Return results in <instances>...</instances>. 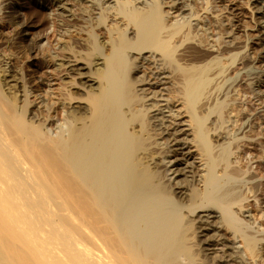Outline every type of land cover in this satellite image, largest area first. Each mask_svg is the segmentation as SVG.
Masks as SVG:
<instances>
[{
    "label": "bare ground",
    "instance_id": "obj_1",
    "mask_svg": "<svg viewBox=\"0 0 264 264\" xmlns=\"http://www.w3.org/2000/svg\"><path fill=\"white\" fill-rule=\"evenodd\" d=\"M65 1L53 5L69 11ZM82 1L97 6L106 50L91 30L84 54L72 51L55 61L59 87L51 103L29 100V90L17 100L8 85L16 81L10 75L4 84L0 80V264H248L247 256L258 262L262 235L250 209L264 218V201L249 184L264 180L247 181L248 195L235 196L231 185L222 194L214 151L235 122L222 123L217 111L226 128L204 125L192 104L203 78L192 69L203 64L195 65L187 51H181V62L174 57L178 47L202 45L205 15L199 21L184 0ZM254 1L264 59V0ZM223 40V46H234ZM210 43L207 50L218 53ZM249 59L245 55L233 68L239 79L227 92L208 91L200 112L214 101L230 115L235 103L228 94L244 84L254 85L253 100L264 99V89H258L264 81L256 76L264 75V65L249 72ZM217 71L210 75L218 85L231 74ZM257 123L264 139V109L249 114L240 133ZM157 147L169 157L162 158V167L156 166ZM233 159L224 179L239 174ZM244 159L253 168L259 158ZM180 176L189 179L188 186Z\"/></svg>",
    "mask_w": 264,
    "mask_h": 264
},
{
    "label": "rangeland",
    "instance_id": "obj_2",
    "mask_svg": "<svg viewBox=\"0 0 264 264\" xmlns=\"http://www.w3.org/2000/svg\"><path fill=\"white\" fill-rule=\"evenodd\" d=\"M162 1L167 2L169 0L167 1L162 0ZM184 1L185 2L187 1L186 3L190 5V7L192 8L191 11L195 17L197 18L199 17L201 19V17L205 15L204 17H206L208 22L205 21L206 19H202L200 25H202L204 29L207 27L206 29L208 31H206L207 34L204 32L205 34H203L202 36L203 39L202 45L200 44L197 47V45L195 44L194 45L185 44L186 46L183 45L177 48L178 51L176 50L174 57L176 58L178 57L179 59L178 61H180V58L182 56L179 55H182L184 51H187L188 52L187 55L189 56V59L191 60L193 59L192 62L196 63L195 65H197V63H200V65L201 64L204 65V66L201 65V67L198 65L199 68L197 67L192 69L193 73L201 72L203 78H199L198 80L200 81V83L198 82L199 84L202 83L200 85L202 87V89L200 90V92L202 91L201 94L199 93L200 94L199 96L197 94V96H195L196 98L190 97V100L192 98L193 99L195 98V102L192 103L194 105L193 109L195 108L194 111L196 116L200 117L203 120L204 125L207 126L209 124L207 127H212V125H214L213 127L215 128L222 127L221 124L218 123L219 119L216 118L218 117V115L220 116V114H218L217 111L219 113H222L221 116L223 117L221 116H220L221 118L219 117L222 123H223V118H225L226 124L227 123L229 124V122L230 123L235 122V125L227 124L228 125L227 130L224 129L227 132V138L224 141V143L217 144V147L215 148L217 152L215 150L214 153L217 158L216 172L220 171L219 173L218 172L217 173L220 174L221 176L224 172L228 170L227 169L228 164L229 162L230 163L232 162L233 158L235 159L236 162H239L238 166L242 168V170H240L241 168L238 167V169L240 168L238 171L240 175L243 173L242 171L247 170V172H245L246 174L243 173L244 175L241 176L237 174L234 177L233 175L234 178H232L231 176V179L228 176V179L230 180L224 179L225 177H221V176L219 177L217 174L219 178H222L220 179L222 182L218 181L219 179L217 180V185L219 187L221 186L220 190L222 191V194L223 191L225 192V189L228 190L227 186L231 185L229 187L230 188L229 190L232 189L233 190V191L231 190L232 193L238 192L237 193L238 195L235 194V196L242 197V195H248L249 190H247L248 184L246 182L252 179V177L256 176L255 179L261 177V180L262 179L264 180V141H263L264 139L262 140L260 139L261 129L260 127H258L259 124L258 123L255 124V127L250 132L244 131L243 133H240L241 129L247 124L249 114L251 115V113L254 114V112H257V110L259 111L260 109H264V99L263 98L261 100L259 99V101L253 100L252 97H254L253 95L254 85L253 86L250 85L248 87L246 84H244L240 86V88H237V90H235L234 93L230 92L228 94L229 98H227V101L230 100L229 102H231L232 99V101L234 100L235 103V105L231 103L234 112L232 111L230 115L229 114L226 115L227 114V112H225L226 108L223 107L224 109H222V106H220L221 107L220 109H222L221 110L222 112H220V109L218 110L219 103L217 104L214 101H212L213 104L211 103V101L209 102L208 109L205 110L206 112H200L201 110L199 106H201L203 101H205L203 99L207 97V94L209 93L208 91L214 89L215 92H220V94H222L224 92H227L226 88H228L227 87L228 85L230 86L231 84H234L239 79L236 69L240 67V65L238 66V64L239 62L242 61V58L245 55L249 54L250 57V59L245 62V66L249 68L248 69L249 72H253L251 70L253 66L254 68H258V70L263 69L264 59L259 57L260 55H262L261 53L262 50L260 46L261 41L258 38L259 33L256 30L257 29L256 22L260 21L261 16L259 15V13L257 14L255 12L256 10L255 5L257 4H255L254 0H184ZM53 2L54 0H6L5 2L4 0H0V80H2L1 82H3L4 84L3 79L6 80V78L8 79L11 76L13 78L12 80L16 81L13 83L14 85L11 83H9L8 85L13 86L11 87L12 90L10 89L9 92H11V94L13 92V95L14 97L17 98V100L19 98H20L19 100L23 99V96L26 95V92L28 93L29 90L31 93L29 100L35 103L38 102H43L44 104L51 103L52 97L54 93H57L56 91L58 90L59 87L58 86L59 75H57L58 73L56 74L54 71V68H56L54 66V62L57 60H62L68 54L72 55V51L73 52L77 51L80 55H82V53L84 54L89 49L88 46H90V44H87L89 42V40H87L88 31L90 32L92 30L93 32H95L96 35L98 36V40H100L102 44H104L105 41H107L106 40L107 34L105 30L102 28L101 25H98L97 23V18H96L97 16L96 14L98 12V10H96L97 6L96 9H94L95 8L94 5H90L82 0H68V1L66 0L65 7H67V10L69 11L62 12L61 9H58L56 6L53 5ZM166 6L168 5L166 4L164 6L165 11H167ZM85 13H87V15ZM86 16H88V18ZM108 17H110V21L108 19L107 22L109 23L113 22L111 21L112 17L110 15H108ZM184 30L186 31V27L181 29L182 33L185 32ZM208 36L209 38L211 37L212 39L211 38L210 39L214 41H211L208 38ZM227 36H232V37L227 38ZM232 38H234V40ZM177 39H179V37H177ZM223 39L232 40L234 42V46L231 48H229L228 45L223 46L222 45L223 44L222 41L224 42ZM209 42H211L210 44L215 45V50H217L218 53L216 52V54H214L213 52H209V50H207L209 47L207 43L209 44ZM103 46H104V50H106L105 47L106 45L104 44ZM245 46L247 47L246 50L244 49ZM218 69L219 70L221 69L222 72L225 70L224 72L225 75L227 74V71L229 70L231 71V74H228L227 77H225L224 81H222L219 85L218 83L216 84L215 82L216 80H211V77L213 75H210V74H214V70L215 72H219L217 71ZM256 76L259 82L260 80L264 81V75L262 73H259ZM196 82H197V77H196ZM44 83L47 85L45 86ZM258 87H259L258 89L260 90L264 89L262 84ZM64 92L65 91H62L61 93L65 94ZM21 94H23V96ZM79 96L80 95L77 96L78 99L82 98V97L79 98ZM40 105L41 104H38V106ZM223 113L225 114L223 115ZM201 114L202 115L204 114V117H201ZM225 116L229 118L228 122ZM232 118L234 122H232L233 121ZM213 120L215 121V124L217 126H215V124H212L214 122ZM226 124H224V127H222V129L226 128L225 127ZM254 145L255 148H253ZM157 149L160 150L161 152L160 151L157 152L158 151ZM157 149H156V154L161 153V155L159 156L155 155V159H158L157 162L155 160L156 166L158 165L157 167L160 166L162 167L161 162H163L164 156L167 161L169 157H166L167 155L165 153V150L162 149V147L161 149L157 147ZM246 157L248 159L253 158L254 160H256L257 158L259 159L261 158V160L258 159L256 162L257 164H254L255 166L253 168H250L249 167L250 165H247L248 161H243L244 158L247 159ZM239 159L240 161H238ZM243 164L244 165L246 164V166L244 167ZM220 169L221 170L224 169V170L221 172ZM253 172H255V174ZM227 174L228 172L225 173V176ZM248 175L249 177H247ZM183 177L184 176H180L177 178V180H179V182L185 180L184 182H182L185 185V183L189 179ZM224 180H226V182ZM260 183L264 184V182L262 181H260ZM260 183L256 182L252 184L253 186L251 184H249V186H251V188L253 187L252 190L255 192L259 189L260 192L257 191L256 193H258L259 194L258 197L263 198L264 201V185L261 187V185H259ZM186 185L188 186L189 183L188 184L186 183ZM219 187H217V189H219ZM220 190H218V192L221 193ZM246 190L248 192H246ZM241 192L243 193L241 194ZM249 201L251 203L250 202L248 203L252 205V201L251 200ZM252 207L253 206H251L250 209V215H251L250 220L251 222H254V220L258 222L262 235L261 237H258V239L260 238L262 239V241H258L260 245L257 244L258 249L256 251L257 252L256 254L258 255L257 258L255 257L256 258L255 260L258 261L259 263L254 262V264L255 263L264 264V239H263L264 218H260V213L257 212L258 209ZM216 222L218 223V221L214 220L213 224L215 223L216 225L217 224ZM244 227L247 228L246 226ZM247 231L248 229H246V232ZM222 233H224V236L229 237V233L227 231L226 232L223 231ZM211 234L212 233H208V236ZM212 257L213 254L212 256L211 254L210 256H208L209 262ZM199 258L201 259V257ZM248 259L251 260V258L247 256V261L249 262L248 264H253L252 260L250 261ZM206 261H202V262L203 263L205 262L204 264H206Z\"/></svg>",
    "mask_w": 264,
    "mask_h": 264
}]
</instances>
